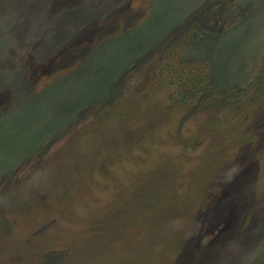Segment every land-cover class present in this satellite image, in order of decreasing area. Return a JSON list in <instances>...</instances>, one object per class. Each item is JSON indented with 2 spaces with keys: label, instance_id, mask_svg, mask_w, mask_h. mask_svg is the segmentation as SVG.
Segmentation results:
<instances>
[{
  "label": "rangeland",
  "instance_id": "obj_1",
  "mask_svg": "<svg viewBox=\"0 0 264 264\" xmlns=\"http://www.w3.org/2000/svg\"><path fill=\"white\" fill-rule=\"evenodd\" d=\"M0 264H264V0H0Z\"/></svg>",
  "mask_w": 264,
  "mask_h": 264
}]
</instances>
